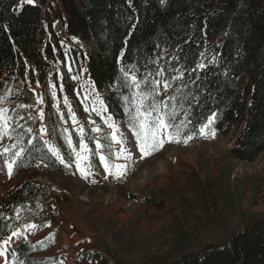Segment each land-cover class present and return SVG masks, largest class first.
I'll use <instances>...</instances> for the list:
<instances>
[{"label":"trees","instance_id":"16d2710c","mask_svg":"<svg viewBox=\"0 0 264 264\" xmlns=\"http://www.w3.org/2000/svg\"><path fill=\"white\" fill-rule=\"evenodd\" d=\"M19 1L0 0V107L9 92L18 94L4 156L12 175L29 170L68 174L72 169L61 163L27 115L35 105L28 82L43 84L55 74L58 51L47 38L53 11L42 9L46 0L18 6ZM57 3L67 31L92 43L87 71L97 89H108L109 112L123 117L127 127H132L128 115L138 84L142 110L158 114L161 109L166 123L180 126L188 145L203 139L200 128L213 118L218 132L239 129L230 149L235 159L253 162L263 152L264 0ZM160 81L167 85L164 94ZM48 195L47 186L29 175L0 202V242L17 233L7 249L8 264H56L28 237V227L40 229L48 216ZM82 257L91 255L84 251ZM153 264H264V218L227 231L223 243Z\"/></svg>","mask_w":264,"mask_h":264},{"label":"rangeland","instance_id":"374dc122","mask_svg":"<svg viewBox=\"0 0 264 264\" xmlns=\"http://www.w3.org/2000/svg\"><path fill=\"white\" fill-rule=\"evenodd\" d=\"M47 7L53 11L47 38L58 51L55 74L43 84L28 82L35 105L27 115L72 171L9 175L11 162L4 155L12 141L17 90L0 107V202L29 175L49 190L46 220L40 229L28 227L40 254L56 264H153L164 256L223 243L227 231L264 218V150L253 162L235 159L230 149L239 129L218 132L212 122L203 139L190 145L169 142L168 133L175 135L176 129H167L163 147L142 155L136 134L150 138L155 118L164 117L162 110H142L144 99L136 87L128 115L132 127L123 117L115 118L107 106L108 89H97L87 71L92 43L67 31L57 0H46L42 9ZM159 85L164 94L166 83ZM5 246L0 243V264H8ZM84 251L90 259H83Z\"/></svg>","mask_w":264,"mask_h":264},{"label":"snow or ice","instance_id":"6c2138e0","mask_svg":"<svg viewBox=\"0 0 264 264\" xmlns=\"http://www.w3.org/2000/svg\"><path fill=\"white\" fill-rule=\"evenodd\" d=\"M29 2H32V0H29ZM125 75L127 76V73H125ZM133 80L135 81V77H133ZM137 87H139V85H136ZM150 107L153 110L158 111L157 106L155 104L150 105ZM137 114H140V106L137 105ZM147 112V109L145 110ZM149 115H151V113H148ZM212 118L209 119L208 123L211 124ZM208 125H204L200 128V132L204 133L205 128ZM141 127H143V124H141ZM152 127L154 128V132L152 133L151 137H142L140 132H137V140L140 141L139 144V148H140V152L142 155H151L152 151L157 150L158 148L163 147L164 145V139L162 138L163 133L167 130V129H171L173 127H175L177 129L176 134L173 135L171 132L168 133L167 135V139L169 142H184L187 143L188 140L185 139L183 141H180L179 139H176L177 136H179V125H173L171 122L169 123H165L164 121V117L163 116H157L153 122ZM212 135L214 136V133H212ZM188 139H191V137H189ZM54 154H56L58 156V158L61 159V163H64V160L62 157H59V153L58 152H54ZM16 156H19V153L15 154ZM103 159V157H102ZM8 171H9V175L12 172V164L9 163L8 164ZM123 175V173H118V176ZM13 236L17 235V233H13ZM10 239V238H9ZM5 244L9 243V240H5L4 241Z\"/></svg>","mask_w":264,"mask_h":264},{"label":"crops","instance_id":"0c3cea01","mask_svg":"<svg viewBox=\"0 0 264 264\" xmlns=\"http://www.w3.org/2000/svg\"><path fill=\"white\" fill-rule=\"evenodd\" d=\"M4 243V242H3ZM6 245H9V244H6ZM10 246V245H9Z\"/></svg>","mask_w":264,"mask_h":264}]
</instances>
